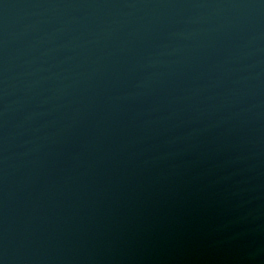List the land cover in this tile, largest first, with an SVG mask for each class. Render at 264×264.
I'll use <instances>...</instances> for the list:
<instances>
[{
	"label": "water",
	"instance_id": "obj_1",
	"mask_svg": "<svg viewBox=\"0 0 264 264\" xmlns=\"http://www.w3.org/2000/svg\"><path fill=\"white\" fill-rule=\"evenodd\" d=\"M0 264H264V0H0Z\"/></svg>",
	"mask_w": 264,
	"mask_h": 264
}]
</instances>
